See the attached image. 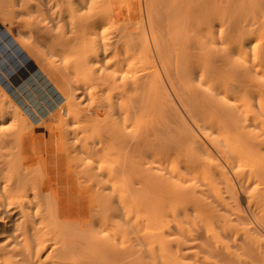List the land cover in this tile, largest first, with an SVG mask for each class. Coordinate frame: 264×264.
Here are the masks:
<instances>
[{
  "label": "bare ground",
  "instance_id": "obj_1",
  "mask_svg": "<svg viewBox=\"0 0 264 264\" xmlns=\"http://www.w3.org/2000/svg\"><path fill=\"white\" fill-rule=\"evenodd\" d=\"M44 1L37 0L38 4L31 6L29 0H0V20L11 23L22 16L30 20L36 11L40 17L43 15ZM145 1L151 39L157 51L163 50L160 57H164L165 49L169 56L165 67V81H158L155 77L152 78L154 80L150 79L153 86L148 82L145 84L149 88L145 95H155L158 111H154L158 112L156 115L161 119L159 122L163 125L171 121L174 129L167 128L168 130L163 132L154 130L153 135L156 132L159 134L156 133V138L152 137L155 144L149 140L150 136L137 130L132 140H136L133 142L137 143L136 149L135 145L132 146L136 151L139 150L137 146H141V151H138L140 160L136 159L138 155L134 152L135 159L139 160L134 164H138L141 169L138 168V181L133 182V188L131 186V191H128L126 187L129 182L125 185L121 176L127 173V170L122 168L123 128L121 124L110 120L111 118L105 117V120H100L101 124L97 122L99 126L94 129L95 132L86 137L91 145L85 153L88 161L92 162L94 155H98L101 150L107 151L97 161L100 163L98 174L103 181L94 180L95 177L91 174L93 165H89L84 170V176L80 177L84 179L83 182H80L75 174L76 178H73L70 173L72 169L69 167L68 171L58 172L52 167L48 155L31 158L33 168H30L31 165L29 167L27 164L30 155L25 154V146L26 142L28 147L35 145L36 141L30 144L31 141L27 140L34 127L28 123L29 125L24 127L12 125L13 129H5L6 123L0 120V145L3 149L1 150H5L0 156V207L3 198L8 205L18 204L16 209V206L12 207L20 216V223L17 224L15 232L19 234V230L23 231L14 238L18 244L13 241L14 243L0 246V264H102V259L105 261L104 255H109L106 251L117 254L114 248H121V251V243L126 245L127 232L123 235L125 228L122 230L121 222L119 223L121 215L126 224L131 223L135 238L134 240L131 239L133 236L129 237L134 245L133 248H128L129 252L132 251L131 254L125 253V249L127 252V247L131 245L130 242H127V247L123 246L124 257H132L129 258L132 262H127L148 264L149 258L155 262L159 258L163 264H182L180 253L184 249L178 243L173 244L172 230L182 229L180 219L188 218L189 213L202 223L204 230L216 244L213 256L204 253V256L197 257V261L200 264H212L213 257L226 261L227 255L224 253L229 251V246L222 244L220 239L222 235L231 237L229 233L238 232L237 226H232L231 219L216 215V204L212 207L211 202L200 199L204 194L198 190L196 184L201 183L202 187L207 188L211 196L207 195L205 198L212 197L216 203L229 206L231 204L225 201L223 195H228L234 203L237 201L234 184L229 178V174L235 173L236 170H239L236 176L241 175L240 181L242 178L245 181L244 174L248 175V183L244 187L251 192L247 202L251 208L261 213V220L258 217L260 214L255 216L259 218L264 229V0H157L158 3L156 0ZM52 3L61 9L56 17H52L48 22H44L45 19L38 20L39 25L48 23V29L38 33H19V38L32 40L47 37L62 45L81 37L84 39L85 35L79 34L76 29H79L80 25H86L91 18L89 15H93L92 3L89 5V2L83 0H52ZM139 3L138 0H131L132 6L137 7ZM105 12L103 11V14ZM139 19L136 24L141 22L142 16ZM49 24L54 25L51 27L56 28L58 33L52 34L54 29L49 27ZM50 28L53 30L49 31ZM160 35L162 38H159ZM141 48L142 46L138 50ZM152 55L154 56L149 53V56ZM149 56H145V63L149 61ZM138 58L137 62L142 60V56ZM153 59L156 60L155 56L151 61ZM90 62L86 65L88 68L91 66L88 64ZM139 64L142 65L141 62ZM89 70L93 74L98 69ZM96 74L98 75V72ZM145 85L138 88L137 82L136 100H133L132 96L128 97L130 103L133 101L135 104L131 106L130 113L134 116L141 113L136 119L139 124L135 123L136 127L142 125L140 120L144 115L143 105L147 106L146 103L143 104L144 101H151L148 99L150 95L147 94L146 99L142 94V89L146 90ZM99 107L102 106L96 104L88 110V115L97 114ZM149 107L145 110H149ZM109 110L110 108L108 112H112ZM153 113L151 118L154 117L157 121L158 117ZM149 114L151 115L150 111ZM98 116L97 120L101 118ZM155 120L152 119L153 123ZM176 120H180L177 128L174 124L177 123ZM152 124L150 128L154 126ZM195 130L198 133H195ZM40 133L43 136L42 131ZM62 139L59 138V141ZM72 141H75V138ZM144 147L148 149L144 150ZM41 158H45L51 167L43 169ZM74 171L77 172L75 169ZM130 171L132 172V167ZM130 171L127 173V179ZM56 178L72 180L68 182L69 185L65 181V186L63 181L53 183ZM134 185L137 189H134ZM185 185L187 187H184ZM132 189L135 191L132 192ZM188 204L191 207L187 208ZM237 205L235 208L239 209ZM172 224H175L174 228ZM126 228L130 229L127 225ZM90 231L92 235L86 236ZM245 234L247 236L249 233L246 231ZM250 241L252 242L251 238ZM255 244L259 249H264V241ZM218 245L224 249L220 251ZM18 257H22L21 260L15 259ZM113 257L115 258V255ZM124 257L123 260L121 258L122 262H125Z\"/></svg>",
  "mask_w": 264,
  "mask_h": 264
},
{
  "label": "rangeland",
  "instance_id": "obj_2",
  "mask_svg": "<svg viewBox=\"0 0 264 264\" xmlns=\"http://www.w3.org/2000/svg\"><path fill=\"white\" fill-rule=\"evenodd\" d=\"M83 1L89 2V5L91 3L93 5V9L91 11L93 15H89L91 18L89 19V21H87V24L86 25L83 24L82 26L80 25L79 29L78 27L76 29L81 31V32L78 31V33L85 35V37L84 39H82L81 37V39L75 40L70 43H65V45H62V43L58 42L57 40L51 41L47 37L46 38L39 37V38H34L32 40L26 38L25 39L19 38V33H30L33 31L35 33H38L40 30L46 31L45 28L48 29L47 26L48 23L46 24L44 22H48L54 16L56 17L59 10L56 6H54L52 0L44 1L42 7L43 9L42 16L39 17L37 11L36 13L33 14L31 13L33 18L35 16L37 20V24L38 22H40L38 20L43 21L45 19L42 25L40 24L41 26L39 24L38 25L36 24L35 18L34 19L31 18L29 20V18L27 19L24 16L17 18L18 20L14 19L11 23L8 22L4 23L0 20V120H3V122L6 123L5 129L7 128L13 129L12 125H18V127L19 126L24 127L28 123L34 127V130L36 132L32 130L30 134L31 136L28 137L29 135H27L28 137L27 140L31 141V143L29 142L30 144H32L33 141L34 142L36 141L35 145H31L32 148L30 146L28 147L26 142V146H25V148L27 147L25 149L26 151L25 154L28 156L30 155L28 157V160L29 159L30 160L27 163L29 167L31 165L30 168H33L32 167L33 162L31 158L36 156L38 158L40 156L43 157L44 155L45 156L48 155V157H50L52 161L51 162L52 167H54L58 172L68 171L70 170L69 168H71L72 172L70 173H72L73 176L75 174L76 177L80 179V182H83L84 179L80 177L84 176L85 174L84 170H86L87 166L89 165L91 167L93 165L92 167L93 171L91 170V174L93 173L94 177L96 178V179L94 178V180L103 181V179L99 176L100 171L98 170V168H100V163L98 162L99 163L98 164L97 161L99 160L100 157H103L102 154L105 155L107 151L105 152L101 150L98 155L96 156L94 155L92 162L88 161L89 159L87 160V156L85 153L88 151V149H90L91 145L88 143L89 140L86 139V137L88 138L90 134L95 132L94 129L99 126L97 122H100L101 124L100 120L111 118L110 120H114L115 122L121 124V127L123 128L122 130L123 143L121 146V151H122V157L123 156L124 157H123L122 168L124 169V171L127 170V173H129L132 167V172L130 171L132 174L131 173L128 174L129 176L128 179L126 172H125V176L124 173L121 176H123V179L125 180V185H127L126 183L129 182L128 185L129 187L127 186L126 188L128 191H131L130 188L134 184L133 182L138 181V173H139L138 168L141 169L138 166V164L136 165L134 164L135 162L140 160L139 159L140 154H138V151L139 152L141 151L140 145L137 146L139 150L138 151L135 150L137 143L136 144L133 143L136 140L132 141L133 137H135L137 130H139L142 134L146 133V136H150L151 139H149V137L147 138L154 142L155 140H153L152 137L156 138L155 135L158 131L163 132L166 131L167 128L174 129L173 127L174 125H171L173 124L171 121H169L170 124L165 122L163 125L162 123L159 122V120L161 119L156 115L158 112L154 111V110L158 111V104L155 101V95H153L152 93L151 95L150 93L149 94L147 93L148 96L150 95L148 99L151 101L149 102L147 100L148 103L144 101L143 104L146 103L147 106L151 107V108L149 107L151 110L150 109L145 110L147 106L143 105L145 106L143 107L144 111L142 113L144 115L143 118L140 120V122H142L140 124L142 125L136 127V125H139L137 123L138 120L136 119L139 116H141L140 115L141 113L138 116L137 115L134 116L133 113H130L132 112L131 106L135 104L133 101L130 103L128 97L132 96V99L136 100L135 85H137V82H138L137 87L143 88L147 82L153 86L152 80L154 79L163 82L165 81V74H166L165 67H166V62L169 61V60L167 61V58L169 57L167 56L168 51H166L164 46L163 48L165 49L164 50L165 53L163 55L164 57L166 56L165 57L166 59L164 57H163L164 59L160 57L163 53V50L162 52L157 51V48L155 47L154 42L151 39L152 37L150 36L151 34L149 33L150 27H149V23L147 22L148 19L146 13L145 0H138V2H140L141 4L139 3L137 7L136 5L132 6L131 0H83ZM29 2L31 6H36L38 4L37 0H33V1L29 0ZM155 2H157V0ZM158 2H160V0H158ZM103 11L106 12L103 14ZM37 14H38L37 17H39V19L36 17ZM141 16H142L141 22L139 21L140 23L137 22L136 24L135 23L136 20H138ZM160 17L162 19L163 17L162 13ZM31 20L34 21L31 22ZM51 26L54 25L49 24V27ZM51 28L54 29V27ZM51 28L49 29V31L53 30ZM92 30H94L95 33ZM151 30H153V28H151ZM51 33L56 34L58 33V30L55 28ZM69 33L71 34L70 31ZM159 38H162V35H160ZM140 45L142 46V48L141 50H138L141 47ZM149 53L154 54L156 60L153 59V61H151L152 57L154 58V56L153 55L152 57L149 56ZM143 54L147 58L148 56L150 57L149 61L147 60L148 62L146 63H145L146 57L145 56L143 57ZM136 55L142 56L141 58L142 60L139 61L142 63V65H140L139 62H137L136 59L138 58V56ZM161 59L164 60V62ZM87 62H90L88 64H91L89 68L88 66H86ZM94 64L96 66H94ZM90 68L95 69V71L97 69L98 70L95 73H93L94 74L93 75L90 73L89 70ZM97 72L98 75L96 74ZM103 76L107 77V79L106 78L104 79ZM150 79L152 80L150 81ZM145 86H146V90L142 89V94L144 95L145 92H149L147 91L149 90L148 86L147 85ZM146 95L144 97L147 99ZM151 102L153 103V105ZM96 104H100L102 106L98 108L97 112L98 111L99 112L95 115H91V114L88 115L87 113L88 110L94 108ZM105 104L106 106L103 107V105ZM112 104L113 106L110 107V105ZM107 107L108 109L110 108L112 112H108ZM149 111L151 112V115L149 114ZM104 113H106V116ZM152 113L155 115V117H158L157 121L155 120L154 117L151 118ZM96 116H98V118L100 117L101 118L97 120ZM152 119L155 120L156 124L153 123ZM143 120H145V122ZM151 121L153 124L150 123ZM176 121L177 123L175 122L174 123L175 125L180 123V120H176ZM93 122H95V124ZM143 122L146 125L145 124L143 125ZM188 123H190V121ZM150 124L154 125L153 127H156V129L153 128L152 125L151 127L153 129L150 128ZM124 126L126 129L124 128ZM177 127L178 125L176 126V128ZM58 130L60 132H58ZM154 130L157 132L153 135V133L155 132ZM37 131L39 133L42 131L43 136L41 135V133L39 134ZM195 131H196L195 133H198L197 130ZM39 135H41V137ZM157 135L159 134L157 133ZM144 136L145 135H143V137ZM33 137H35L36 139ZM58 137L61 139L62 137H66V138L59 141ZM74 138L75 141H72L74 140ZM147 138L146 140L148 141ZM154 144L152 145L154 146ZM132 145H135L134 146L135 149H133L134 147ZM145 147L144 150L148 149V148L145 149ZM1 149L2 148L0 145V156L2 153L5 152V150L2 151L3 149L2 150ZM134 152L136 155H138V157L135 156L136 159L139 160L135 159ZM65 155H67V157ZM79 157L83 159L80 160ZM158 157H160V155ZM40 161L43 169L51 167L46 162L45 158L43 160L41 158ZM77 161L79 164L77 163ZM84 161L85 162L87 161L86 163L88 165ZM68 162L72 166L68 164ZM65 164H67L66 165L67 170L64 167ZM74 169L77 170L76 173ZM134 169L137 171L135 172ZM238 171L239 170H236L235 173L229 174L230 176L229 178L232 180V183L234 184L233 186L235 192L237 194V201H236L237 203L236 202L234 203V200L230 199L228 195L225 194L223 195L225 197V201L229 202L228 204H231L229 206H227V204L220 205L216 203L212 199V197L209 199L205 198V196L207 195L211 196L208 194L207 188H205V186L202 187L203 185L201 183L196 184L198 190L200 192H203L204 194L200 196V199L208 203L211 202L210 204L212 205V207H215L216 204L215 207L216 215L221 216L223 218L227 217L231 219L233 221L232 226L233 227L237 226L238 229V232L236 233H229L231 237H228V235L221 236L220 239L221 243L225 244L226 246H229L228 252L224 250L225 251L224 253V251H222L225 255H227L226 257L227 259L226 261L225 260L221 261V258L213 257L211 258L212 264H264V249H259L255 244L258 241L259 242L264 241V235H263L264 229L261 225L262 223H260L261 221L259 222L258 220L261 217V213H259L255 208H251L249 206L247 200L249 197L248 195L250 194L251 191L250 190L247 191L246 188L244 187L248 183V179H247L248 175L244 174L246 177L245 181H243L244 178H242L240 181L241 175L236 176V172ZM31 176L33 178V174ZM76 177L74 176L73 178L75 179ZM130 179H132V181H130ZM71 180L72 178L67 180L56 178V180L53 181V183L54 182L61 183L63 181L62 183L65 184L66 183L65 181H67L66 184L69 185ZM135 184L137 185L138 183ZM194 184L195 182H193V185ZM184 187H187V185H185ZM135 188L136 186L134 187V189ZM134 189H132L133 190L132 192L135 191ZM132 192L131 193L129 192V194H132ZM14 204H15L13 205L14 207L16 205L18 206V204L16 203ZM236 205L239 207V209L235 208ZM13 206L11 204L8 205L7 201L4 198L1 200L2 209L0 207V246H4L7 243H11L13 241L14 242L16 241L18 244V241L14 240V238L16 239V236H19L20 233L23 232L22 230H19V232H17L19 234H16L15 232L16 229L18 228L17 224L20 223V221H18L20 220V216L17 215L16 210L14 211V209H16L17 206L14 209L12 208ZM189 207H191L190 204L187 205V208ZM229 207L233 210H231ZM237 210H240L241 212L240 211L239 212L242 214L238 213ZM258 214L260 215L258 216ZM253 215L258 216L259 218L256 216L254 217ZM237 216L238 217L244 216V217H242L241 219H237L236 218ZM121 218L119 219V223L121 222L120 223L122 227L121 229L123 230V228H125V231H123L122 233H124L123 235H125V232H127L126 241L127 242L129 241L131 244L132 240L130 241L129 239L132 236L133 237L131 239L135 240L133 228H131L130 222L129 224H126L127 222L124 220V218L123 219ZM261 219L262 218H260V220ZM180 221H181L182 229L172 230L173 244L178 243L180 247L184 249V251L180 253L181 254L180 263L200 264L197 261V257L204 256V253L205 254L210 253V255L213 256L214 251L216 250L215 240L207 234V232L203 228L202 223L198 219H196L192 213H189L188 218L182 217ZM126 225L130 227L132 231L126 228ZM172 226L174 228L175 224H172ZM257 230H259V233L261 234H258ZM246 231L249 233L247 234L248 238L245 234ZM129 232H131L132 234H130ZM217 232L219 234H222L221 231L217 230ZM51 235H53V233ZM91 235H92L91 231L88 234H86V236L88 237H90ZM108 235L110 234H107V236ZM249 237L251 238L252 242L250 241ZM127 242L126 245H128ZM121 244L122 245L120 246L124 251L125 247L123 249V246L126 245H123L124 244L123 242ZM133 246L134 245L132 244L129 247L126 246L127 252L125 249V253H127V255L129 253L131 254L132 252V251L129 252L128 248L130 247L133 248ZM218 246L220 251L224 249L220 245ZM120 249L121 248H117V247L114 248V251L116 250L117 254H115L113 251H112L113 253L111 254H113V256L115 255V258L116 256L118 257L122 256L121 258L123 260L125 253L122 250L120 251ZM117 250H119V252H117ZM175 252L177 253V251ZM105 253H109V255L108 254L104 255L103 258L105 259V261L102 259L101 261L102 264H116L115 262H117V264L120 263L131 264L132 262L129 259L131 257L130 255H129L130 257L125 255L126 257L125 262L124 261L122 262L121 258L119 259L118 257L116 258L115 261V258L111 256L110 252L106 251ZM228 256L231 257L229 258ZM21 258L18 257L15 259L21 260ZM128 260H130L131 262L130 261H129L130 263L127 262ZM147 262L148 264H163L161 262V259L159 258L157 259V262L153 261L150 258L147 260Z\"/></svg>",
  "mask_w": 264,
  "mask_h": 264
}]
</instances>
